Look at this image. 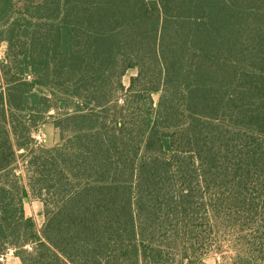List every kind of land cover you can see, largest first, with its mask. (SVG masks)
I'll list each match as a JSON object with an SVG mask.
<instances>
[{"label": "trees", "instance_id": "obj_1", "mask_svg": "<svg viewBox=\"0 0 264 264\" xmlns=\"http://www.w3.org/2000/svg\"><path fill=\"white\" fill-rule=\"evenodd\" d=\"M0 42V264H264V0H0Z\"/></svg>", "mask_w": 264, "mask_h": 264}, {"label": "rangeland", "instance_id": "obj_2", "mask_svg": "<svg viewBox=\"0 0 264 264\" xmlns=\"http://www.w3.org/2000/svg\"><path fill=\"white\" fill-rule=\"evenodd\" d=\"M7 50H8V44L7 42H0V69L2 73H5L9 70L10 67H7V64L10 63H2L3 60H8L7 56ZM137 74V68H130L127 70L126 74L123 76V82L125 86H129L130 79L132 76H135ZM11 73L8 74L7 77H1L0 80L6 81V78L10 77ZM160 97V93L154 94V100L157 103ZM38 135L41 137L39 138ZM33 142L35 145H38L39 143H42L45 147H52L60 140V132L58 129L54 127L52 123H46L39 126L36 131L33 132L32 135ZM39 140H42L39 142ZM18 154H20L18 158V162L16 163V173L17 175L21 176L23 179L24 186H26L28 190V201L27 204H34L37 208V204L41 203L43 205V210L41 211L40 216L36 217V223L38 228H41L45 222V214H44V203L43 201L34 194L30 190V187H28L29 179L31 176H33V172L30 170V168L27 166V159H30L29 153L27 151H21ZM24 155V156H23ZM44 196L45 193H44ZM15 252L13 250V253L10 252V250L7 251V253L4 255L3 262L5 264H22L18 258H15ZM220 253L211 251L209 254L205 256V263L206 264H218V262L221 260ZM150 264V263H148Z\"/></svg>", "mask_w": 264, "mask_h": 264}, {"label": "crops", "instance_id": "obj_3", "mask_svg": "<svg viewBox=\"0 0 264 264\" xmlns=\"http://www.w3.org/2000/svg\"><path fill=\"white\" fill-rule=\"evenodd\" d=\"M37 205L38 206L36 208L34 204H30V203L25 204L26 215L34 217L35 220H36V217L40 216L41 211L43 210V205L41 203H38ZM15 258H18L20 260V258L18 256H16ZM20 262H21V260H20ZM150 264H155V263H150Z\"/></svg>", "mask_w": 264, "mask_h": 264}, {"label": "built area", "instance_id": "obj_4", "mask_svg": "<svg viewBox=\"0 0 264 264\" xmlns=\"http://www.w3.org/2000/svg\"><path fill=\"white\" fill-rule=\"evenodd\" d=\"M38 137L40 138L41 136L38 135ZM42 140H39V142H41ZM11 253H13V249H9ZM4 256L1 257V259L3 260Z\"/></svg>", "mask_w": 264, "mask_h": 264}]
</instances>
